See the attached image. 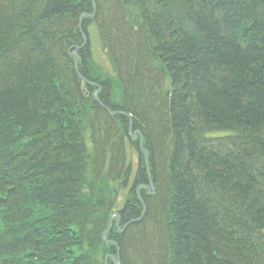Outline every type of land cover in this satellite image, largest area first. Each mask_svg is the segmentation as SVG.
<instances>
[{"label": "trees", "instance_id": "obj_1", "mask_svg": "<svg viewBox=\"0 0 264 264\" xmlns=\"http://www.w3.org/2000/svg\"><path fill=\"white\" fill-rule=\"evenodd\" d=\"M94 2L0 0V264H264V0Z\"/></svg>", "mask_w": 264, "mask_h": 264}, {"label": "rangeland", "instance_id": "obj_2", "mask_svg": "<svg viewBox=\"0 0 264 264\" xmlns=\"http://www.w3.org/2000/svg\"><path fill=\"white\" fill-rule=\"evenodd\" d=\"M89 34H90L89 35L90 43H91L92 50H93L94 57H95V59H94L95 62L101 68L103 73L110 72L111 71L110 63H109L106 55L104 54V51L101 48V45H100V42L98 40V36H97L96 30L93 27H91V26L89 27ZM116 90L118 91V84L115 85L114 92ZM131 131H132V129H131ZM134 132H132V135H133ZM135 137H136V133H135ZM134 159H135V156L133 155L132 164L135 162Z\"/></svg>", "mask_w": 264, "mask_h": 264}, {"label": "water", "instance_id": "obj_3", "mask_svg": "<svg viewBox=\"0 0 264 264\" xmlns=\"http://www.w3.org/2000/svg\"><path fill=\"white\" fill-rule=\"evenodd\" d=\"M94 15V13H92V15H90V14H85V15H82L81 17H80V19H83V18H86V17H92ZM83 38H84V42H85V40H86V38H85V36H84V34H83ZM77 49H78V47H76V49L72 52V54H73V56H74V62H76V60H77ZM129 129H131V126H130V128ZM135 133L136 132H134L133 133V135H131V137L132 138H135ZM139 142H140V148L142 149V151H144V153H145V158H147V151H145L144 149H143V147H142V145H141V136H139ZM149 190H151L152 189V184H151V182H150V179H149V187H147ZM113 215H116V214H112L111 215V217H113ZM110 226H111V222H110ZM110 226H109V228H110ZM108 228V229H109Z\"/></svg>", "mask_w": 264, "mask_h": 264}, {"label": "bare ground", "instance_id": "obj_4", "mask_svg": "<svg viewBox=\"0 0 264 264\" xmlns=\"http://www.w3.org/2000/svg\"><path fill=\"white\" fill-rule=\"evenodd\" d=\"M93 6L95 7V2H94V0H93ZM82 15H85V14H82ZM82 15H81V16H82ZM81 16H80V17H81ZM86 18H88V17H86ZM83 19H85V18H83ZM83 19H80V22H81V20H83ZM81 33H83V32L81 31ZM116 215H117V214H116ZM117 216H118V215H117ZM120 231H122V229H121ZM111 256H113V255H111ZM117 256H118V255H117ZM117 256H115V257H117ZM115 257H114V258H115Z\"/></svg>", "mask_w": 264, "mask_h": 264}]
</instances>
